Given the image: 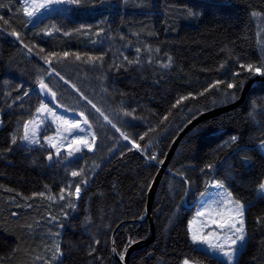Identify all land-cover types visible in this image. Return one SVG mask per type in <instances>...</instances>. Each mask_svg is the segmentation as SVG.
Instances as JSON below:
<instances>
[{
    "label": "trees",
    "instance_id": "obj_1",
    "mask_svg": "<svg viewBox=\"0 0 264 264\" xmlns=\"http://www.w3.org/2000/svg\"><path fill=\"white\" fill-rule=\"evenodd\" d=\"M256 13L264 17V0H88L71 4L65 17L55 13L30 24L22 0H0V88L28 68L39 70L26 74L15 98L0 101V264H119L111 241L121 255L130 242L148 238L145 221L124 223L112 240L120 222L145 213L158 165L146 164L142 153L159 148L160 163L191 118L238 98L257 73L248 65L264 73ZM58 19H64L66 34H48ZM97 30L113 36L125 57L110 79L115 105L130 113L129 122L110 120L135 147L119 146L87 186L77 178L73 186L83 190L74 215L64 217L49 195L58 194L65 180L50 175L46 154L20 145L22 125L41 102L33 91L32 99L25 94L41 79L46 63L54 68L60 58L103 51L94 48ZM137 44L151 48L152 64L131 63ZM102 127L117 140L108 123ZM155 138L157 144L148 147ZM263 142L264 81H258L240 105L201 121L181 139L156 189L153 241L135 251L129 264H226L197 247L188 230L212 181L244 205L246 239L236 264H264ZM87 221L94 235L84 230ZM54 234L60 251L50 255Z\"/></svg>",
    "mask_w": 264,
    "mask_h": 264
},
{
    "label": "rangeland",
    "instance_id": "obj_2",
    "mask_svg": "<svg viewBox=\"0 0 264 264\" xmlns=\"http://www.w3.org/2000/svg\"><path fill=\"white\" fill-rule=\"evenodd\" d=\"M84 2H88V0H79L78 3ZM22 3L24 7L25 4L28 5L29 11H33V4H48V7L40 8L34 16L28 17L30 24H34L45 15H54L56 13L65 17L69 6L74 4L67 2L49 3V0H22ZM254 17L264 67V17L257 13ZM96 32L98 38L94 42V48L100 46L103 51L91 50L82 53L83 55H78L79 59H77V56L60 58L55 62L54 68L46 63L47 70L42 72L44 74L41 76V79L33 89L31 88L25 94L31 96L32 99L34 94L37 93L41 97V102L36 107L32 116L22 125L20 145L24 149H38L44 155L52 153L53 165L49 173L53 177H62L65 180V184L58 194L52 193L49 197H52L51 201L56 206L57 211L64 217L74 215V210L77 208L78 199L83 190L82 187L89 184L95 171L105 161L107 162L114 148L118 149L121 145L135 147L133 146L135 145L134 141L124 132L119 130L120 135L117 133L118 128L110 120L111 118L113 120L117 119L116 122L121 124L129 122V118L120 113L118 107L115 105L113 100L114 93L111 90L113 81L110 79V73L123 59L125 60V57L119 51L120 44H116L114 40L112 41L113 36L105 34L101 30H97ZM51 33L66 34L64 19L52 22L48 31V34ZM133 52L134 58L131 61L132 64H135L137 67L152 64L154 53H152L150 47L144 44H137L133 48ZM90 57L93 59H89ZM35 71L36 75L39 74V70L28 68L25 74L17 76L15 80L2 82L0 101L15 98L23 87L22 82H27L28 80L26 74L28 77H32ZM41 81L46 85V88H41ZM32 91L34 94L31 93ZM21 98H18L16 101L22 100ZM42 103L47 105L46 109H41ZM12 104L6 109H9ZM37 109L41 110L38 112ZM97 109L100 111H97ZM81 113H83V116L80 115ZM105 117H107V120ZM84 119L88 120V124L83 123ZM63 121H68V124L63 123ZM73 123H79L84 131L81 132L79 129L71 127ZM105 123L112 125V127L115 125L114 131L118 134L116 141L109 135L106 128L102 127ZM26 124L28 125L29 138L38 141V143H29L28 140L23 138L25 136ZM88 125H91V127L89 128ZM33 131L35 132L34 136ZM92 135L95 136L94 141L92 140ZM125 136L128 137L131 144L124 143L123 138ZM77 137L85 138L91 146V150H89L88 146L78 143ZM157 140L158 138L153 139L148 147L157 144ZM114 142L115 145L111 148ZM259 147L264 154V142ZM57 148L59 149V154H57ZM77 148L80 151H76ZM44 162L46 163V160ZM73 172H77L78 175L73 176ZM77 178L81 180L82 187L73 186V182ZM217 183V181L209 183L207 192L197 202L193 216L188 222V230L192 242V234L196 233L198 236L207 237L213 244H221L224 250L228 251L229 245L225 243V234L231 233L227 228L221 229L217 225L227 219L229 215L228 208L232 207V205L225 203V201L227 200L226 194L230 192L224 186L223 188L215 187ZM262 184H264V181ZM77 187L80 188L78 196L76 193ZM259 194L264 196V190L260 189ZM61 195L64 197L63 199L60 198ZM231 199L237 201L232 195ZM214 201H218L219 203H214ZM209 205L211 206L209 207ZM198 212L203 213V215L198 216ZM83 228L86 232L94 235V231L88 221L83 225ZM53 236H51L53 250L50 251V255L55 253L59 240L57 234ZM194 244L212 256L222 259L226 264H229L227 257L218 249L210 248L207 243L195 242ZM244 244L245 240L243 242L238 241L236 245L232 246L235 252L231 264H236L238 255L243 249ZM184 261L182 264H184ZM189 264H192V262L189 261Z\"/></svg>",
    "mask_w": 264,
    "mask_h": 264
},
{
    "label": "water",
    "instance_id": "obj_3",
    "mask_svg": "<svg viewBox=\"0 0 264 264\" xmlns=\"http://www.w3.org/2000/svg\"><path fill=\"white\" fill-rule=\"evenodd\" d=\"M258 81H264V74L261 73H253L252 75H250L248 77V79L245 81V83L243 84L241 90H240V94L238 96L237 99H235L234 101L227 103L225 105L216 107V108H212L211 110H207V111H203L200 112L199 114L195 115L193 118H191L177 133V135L175 136V138L173 139V141L171 142L168 150L166 151L163 159L161 160L162 163L160 162V164L158 165V170L156 172V174L154 175L148 189H147V193H146V203H145V213L144 215L136 220H129V221H122L120 222L115 230L112 233V240H113V236L116 233V231L118 230V228L123 225L124 223H139L142 224L145 221H148L149 224V230H150V236L146 239H142V240H138V241H133L130 242L129 244H127V246L125 247L123 253L121 255H123L124 259L121 260V255H118L116 253V251L114 250L113 247V241H111V248L113 250L112 256L114 259H116L118 261L119 264H129V260L131 255L145 247L147 244L151 243L153 241L154 238V224H153V220H152V214H151V208H152V204L154 201V197H155V193H156V189L157 186L159 184V181L163 175V173L167 170L169 161L171 159V157L173 156L177 145L179 144V142L181 141V139L184 137V135L190 131H192L197 124H199L201 121L210 118L212 116H215L217 114H220L224 111H227L229 109H232L238 105H240L245 98L246 93L249 91V89ZM112 127V125H110ZM114 130L115 128L112 127ZM117 133H119L117 131ZM120 135V133H119ZM124 143L126 144H131L130 141H127L123 138ZM134 146V145H133ZM117 148H114L113 151L111 152L110 156L113 155V153L116 151ZM51 156V159H49V157ZM45 160H46V167L47 169H50L53 165V155L52 153H47L45 155ZM106 162V161H105Z\"/></svg>",
    "mask_w": 264,
    "mask_h": 264
},
{
    "label": "snow or ice",
    "instance_id": "obj_4",
    "mask_svg": "<svg viewBox=\"0 0 264 264\" xmlns=\"http://www.w3.org/2000/svg\"><path fill=\"white\" fill-rule=\"evenodd\" d=\"M51 2H55V3H61V2H67V3H78L79 0H49V3ZM48 7L47 3H41V4H33L32 8L33 11H29L28 10V5L25 4L24 7V11H25V15H27L28 17H32L35 15V13L37 11H39L40 8H46ZM255 15V14H254ZM5 23H7V21H5ZM13 35H16L17 38L19 39V35L15 32L12 33ZM29 51H31V49H29ZM139 51V50H138ZM65 56H67L68 54L65 53ZM80 57L77 56V59H79ZM89 59H93V58H89ZM171 58H169L170 60ZM164 67H168L169 65H163ZM249 70L251 71H256V72H261L260 68H253L252 65H248L247 66ZM264 74V73H261ZM61 79H63V77H61ZM41 88H46V85L43 83V81H41ZM229 88L233 87L232 84L228 85ZM54 96V93H53ZM186 99V97H182L181 100ZM181 101H177V104H179ZM175 106V105H174ZM93 107H95V105H93ZM47 105L45 104H41V109H46ZM41 109H37V111L39 112ZM49 111H51L50 109H48ZM97 111H100L99 109H97ZM81 116H83V113L80 114ZM125 115H130V113H125ZM57 119H59V117H57ZM105 119L107 120V117H105ZM63 123L68 124V121H63ZM84 124H88V120L84 119L83 121ZM109 123H111V121H109ZM89 128L91 127V125H88ZM71 127L73 128H77L79 129L81 132L84 131L83 128H81L79 123H73L71 125ZM113 127H115V125H113ZM117 131H119V129H117ZM35 135V132L33 131V136ZM123 135V133H122ZM25 140H28L29 143H38V141H35L34 139H30L28 136V125H25V136L23 137ZM125 139H128L127 136H125ZM141 139H143V137H141ZM236 138L233 137V140H235ZM92 140H95V136L92 135ZM77 142L78 143H82L85 146L89 147V150H91V146L88 144V141L83 138V137H77ZM135 146V145H134ZM76 151H80L79 148L76 149ZM57 154H59V149L57 148ZM69 155H71V153H69ZM49 159H51V156L49 157ZM152 159H155V157H152ZM162 163V161H161ZM73 176L78 175L77 172H73L72 173ZM215 187L217 188H223L222 184L217 183L215 185ZM260 189L264 190V184L260 185ZM80 192V188L77 187L76 189V193L77 196ZM40 195H43V193H41ZM227 200L225 201V203L232 205V207L228 208V212L229 215L227 217V219L223 220L221 223H219L217 226L221 229L227 228L229 230V232L231 234H225V243H228L229 245V250L225 251L224 247L221 244H213L209 241V239L205 236H198L196 233L192 234V240L193 242H200V243H207L208 246L210 248H214V249H218L220 252H222L224 254V256L227 257V260L229 261V264H231L233 258H234V252L235 250L232 248V246L236 245L238 241L243 242L245 240V225H244V205H242L239 201H233L231 199V193H227ZM50 199H52V197H49ZM61 199H63L64 197L61 195L60 197ZM214 203H219L218 201H214ZM211 205H209L210 207ZM197 215H203V213L198 212ZM56 251L57 253H59L60 249H59V245L56 246ZM124 257L123 255H121V260H123ZM184 264H189L188 260L184 261Z\"/></svg>",
    "mask_w": 264,
    "mask_h": 264
},
{
    "label": "built area",
    "instance_id": "obj_5",
    "mask_svg": "<svg viewBox=\"0 0 264 264\" xmlns=\"http://www.w3.org/2000/svg\"><path fill=\"white\" fill-rule=\"evenodd\" d=\"M159 152L160 149L157 148L154 151L150 152L149 154L142 153L146 159V164H158ZM152 157H155V159H152Z\"/></svg>",
    "mask_w": 264,
    "mask_h": 264
},
{
    "label": "crops",
    "instance_id": "obj_6",
    "mask_svg": "<svg viewBox=\"0 0 264 264\" xmlns=\"http://www.w3.org/2000/svg\"><path fill=\"white\" fill-rule=\"evenodd\" d=\"M182 262H183V261H182ZM181 264H182V263H181ZM192 264H196V263H193V262H192Z\"/></svg>",
    "mask_w": 264,
    "mask_h": 264
},
{
    "label": "bare ground",
    "instance_id": "obj_7",
    "mask_svg": "<svg viewBox=\"0 0 264 264\" xmlns=\"http://www.w3.org/2000/svg\"><path fill=\"white\" fill-rule=\"evenodd\" d=\"M124 139H125V138H124ZM125 140L129 141L128 139H125Z\"/></svg>",
    "mask_w": 264,
    "mask_h": 264
}]
</instances>
